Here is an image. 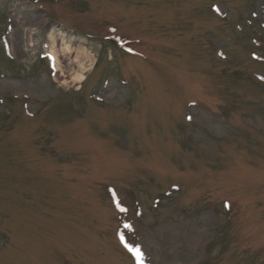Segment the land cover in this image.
<instances>
[{
  "label": "rangeland",
  "instance_id": "1",
  "mask_svg": "<svg viewBox=\"0 0 264 264\" xmlns=\"http://www.w3.org/2000/svg\"><path fill=\"white\" fill-rule=\"evenodd\" d=\"M130 247L264 264V0H0V264Z\"/></svg>",
  "mask_w": 264,
  "mask_h": 264
},
{
  "label": "bare ground",
  "instance_id": "2",
  "mask_svg": "<svg viewBox=\"0 0 264 264\" xmlns=\"http://www.w3.org/2000/svg\"><path fill=\"white\" fill-rule=\"evenodd\" d=\"M27 40L33 44V40L27 38ZM50 45L46 47L45 51L51 63L58 70L62 72L61 68V57H65L67 60L75 64V69L71 75V81L77 85L86 80V75L90 73L94 67V57L87 53L85 50L73 49L74 55L68 57L67 55L72 50L71 46L68 45L67 41L61 38L60 45H56L51 37L49 39Z\"/></svg>",
  "mask_w": 264,
  "mask_h": 264
},
{
  "label": "snow or ice",
  "instance_id": "3",
  "mask_svg": "<svg viewBox=\"0 0 264 264\" xmlns=\"http://www.w3.org/2000/svg\"><path fill=\"white\" fill-rule=\"evenodd\" d=\"M226 207H227V205H226ZM120 210L121 211H125V209H123V208H120ZM125 227H128V225H125ZM129 250L134 252L137 260L141 261V264H142V256H143V254H142L140 248L139 247H136V248H131L130 247Z\"/></svg>",
  "mask_w": 264,
  "mask_h": 264
}]
</instances>
